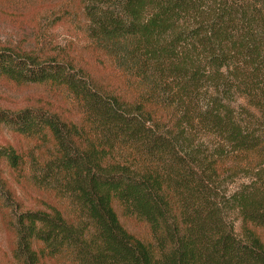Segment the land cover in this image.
<instances>
[{
	"label": "trees",
	"instance_id": "obj_1",
	"mask_svg": "<svg viewBox=\"0 0 264 264\" xmlns=\"http://www.w3.org/2000/svg\"><path fill=\"white\" fill-rule=\"evenodd\" d=\"M59 18L123 83L64 49L0 41V77L64 90L79 111L67 121L0 110V125L52 139L41 174L76 211L17 212L15 264L63 254L72 264H264V0H70ZM23 165L0 145V171ZM116 206L147 225L148 241Z\"/></svg>",
	"mask_w": 264,
	"mask_h": 264
},
{
	"label": "rangeland",
	"instance_id": "obj_2",
	"mask_svg": "<svg viewBox=\"0 0 264 264\" xmlns=\"http://www.w3.org/2000/svg\"><path fill=\"white\" fill-rule=\"evenodd\" d=\"M70 1V0H69ZM68 0H0V41L25 50L50 51L55 54L64 49L76 63L98 76L104 83L119 86L123 83L117 72L105 62L96 64L85 48V42L73 23L63 22L60 11ZM58 23H52L53 20ZM60 22H62L60 24ZM106 61V60H105ZM109 68H108V67ZM24 108L42 109L56 113L61 119L79 121V111L74 99L64 90H54L48 85H17L0 77V110L16 111ZM0 145H10L22 156L24 165L20 173L2 166L0 171V264H15L16 246L15 214L23 209H47L54 206L67 219L76 214L75 207L66 196L57 192L52 179L41 172L54 153L52 139L37 138L13 132L0 125ZM240 175L226 184L232 191L245 182ZM125 228L143 241L150 239L148 227L134 217H125L116 206ZM240 233V221L233 222ZM48 264H72L65 254L54 256Z\"/></svg>",
	"mask_w": 264,
	"mask_h": 264
}]
</instances>
